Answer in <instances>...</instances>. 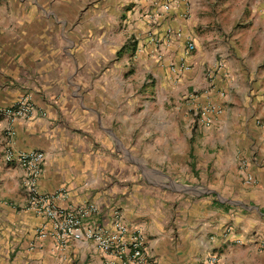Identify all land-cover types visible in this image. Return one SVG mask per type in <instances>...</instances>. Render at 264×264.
Masks as SVG:
<instances>
[{"label": "crops", "instance_id": "0c3cea01", "mask_svg": "<svg viewBox=\"0 0 264 264\" xmlns=\"http://www.w3.org/2000/svg\"><path fill=\"white\" fill-rule=\"evenodd\" d=\"M65 2L64 6H56L52 0H0V108L24 98L29 99L33 108L30 117L18 118L12 123L0 117L2 194H8L9 198L16 195L20 202L24 200L23 170L17 163L5 164L2 160V151L11 142L17 150L44 154L37 184L40 193L53 195L58 189H64L66 198L58 201L66 205L112 203L116 201V194L109 186L121 181L118 167L120 173L122 170L126 173L123 178L132 186L135 157H141L147 164L158 159L164 161L176 152L171 148L176 142L161 116L157 128L152 130L151 122L144 127V141L136 146L133 85L127 83L124 90L122 84L129 68L125 71L118 69V63L111 67L103 63L106 56L110 57L108 53L112 54V50L103 51L107 42L110 47L117 45L113 34L118 27L114 33L105 32L109 23L105 19L107 8L101 2L90 4L79 0L74 6L79 11L76 18L68 14L71 1ZM114 4L117 11L128 4L127 17L147 27L158 10L165 11L159 23L152 26L154 38L163 41V47L156 45L158 51L148 46L146 52L151 53V58L161 55L164 60L167 56L175 62L183 59L191 67L188 72L165 69L166 77L176 84L191 87L202 75L206 60L207 67L213 66L212 71L218 59L226 60L225 69L215 75V86L209 89L205 85L196 100L221 101L225 104V123L234 118L243 121L239 141L235 143L240 142L239 147L232 144L228 151L224 142V153H220L217 164L215 152L208 145L213 144V139L203 142L206 148H194L201 157L196 158L192 170L198 178L194 179L196 192L184 198L191 204L185 212L192 210L193 218L186 215L182 219L166 220V208L159 206L157 209L162 211L150 214L148 222L139 226L126 219L127 224L141 228L151 238L146 245L160 264H201L216 248L220 252L218 264H264V248L258 244L260 239L264 240V124L255 128L260 121L264 122V84H252L255 69L250 72L252 82H243V75L246 80L249 71L245 70L242 75V66L234 70L230 64L232 58L247 61V54L239 45L253 38L224 30L225 36L216 32L208 36L210 32L196 31L201 24L208 23L205 18L200 21L193 17L194 11L200 8L196 0H115ZM56 7H60L59 12ZM189 13L192 16L187 17ZM72 21L79 27L77 37L84 41L80 52L65 51L60 45L70 42ZM246 23L244 20L243 26ZM249 23L262 24L256 18ZM189 42L194 45L193 55L186 52ZM94 43L97 45L93 46ZM138 49L136 52L142 54L143 50ZM195 89L192 86V92ZM220 91L225 94L222 99H218ZM8 130L12 133L10 138L6 135ZM207 132L204 130L202 134ZM157 152L161 157L152 156ZM237 157L243 160L240 171L233 163ZM14 199L9 201H17ZM3 200L8 199L0 196V203ZM134 201L137 202L134 196L118 199V203H127L122 204L127 210ZM143 201L149 202L150 198L144 197ZM9 215L22 216L21 220L24 216L29 231L23 243L20 242L24 233L21 226L19 231L17 227L11 233L10 229L2 231L0 264H69L72 259H78L76 264L100 263L101 253L91 244L71 243L60 254L50 238L37 241L35 230L42 220L22 210ZM0 218H5L1 212ZM167 222L173 224L169 229Z\"/></svg>", "mask_w": 264, "mask_h": 264}, {"label": "rangeland", "instance_id": "374dc122", "mask_svg": "<svg viewBox=\"0 0 264 264\" xmlns=\"http://www.w3.org/2000/svg\"><path fill=\"white\" fill-rule=\"evenodd\" d=\"M65 1L66 0H52L56 6L66 5ZM69 1H71L72 4L68 14L71 18H76L79 11H75L74 6L76 5L75 3H79V0ZM114 1L115 0H87L90 4L101 2L103 3L104 8H107L105 10L107 14L105 19H107V23L109 24L105 26V32L114 33V30L118 27L117 32H115L116 34H113L117 45L114 46L113 44V46L110 47L108 45L109 42H107L106 46L104 48L102 47L104 52L112 50V54L108 53L110 54V57L106 56L105 59H103V63L107 67H111V64L118 63V69H124L125 71L127 67L129 68L128 74L124 75L122 84L124 90L127 83L129 85H133L135 99L134 114L136 117V130L134 132L135 144L138 146V144L143 143L145 138L142 137L143 129L145 126L149 125V122H151L150 124L153 130L155 126L156 128L159 126L158 118L164 116L166 123L163 125L174 137L173 140L176 144H171V148H174L176 152L170 154L171 156L169 155L164 161H160L158 159L155 162H149V164L144 162V160H141V157L136 156L134 165L135 179L131 182L132 186L128 185V182L125 180L126 173L124 174L123 170L120 173V167H118L119 175L122 176L121 181H118V183L115 182L114 184L112 183V185L109 186V189L116 194V201L101 205L96 204L100 211L96 220L101 224L107 223L110 219V215L116 211L119 215H121L126 224V219H128L129 221L136 222L135 225H139L144 221L148 222L150 214H159V212L162 211L161 209H157L159 206L160 208H166L164 211L166 220L173 217L176 219H182V217L186 215L189 218H193L194 215L192 210L187 213L185 212V208L188 211L191 204L185 202L184 198L196 192L194 179L198 178L196 176L197 174L195 175L192 170L195 167L196 158L201 157L198 155L197 151L194 150V148L200 149L203 146L206 148V145H204L203 142H206L208 138L213 139V144L208 145L209 148L211 147L215 152L217 164V162H219L217 161V158L220 159V153H224V142L227 143L228 151L231 149L232 144L237 148L240 143L235 144L239 141L238 132L242 127V120L234 118L229 120V123H225L226 117L224 114V103L218 100L214 103H210V101L207 100L204 102L196 100V98H199V95L203 90L202 88L205 85H208L209 89H212L215 86L216 83L214 82V79H216L218 73L221 72L220 69H225L224 63L226 60L218 59V65L217 67H214L213 71V66H206V60L202 75H200V78L197 79L191 87H184L183 84L180 83L176 84L175 81L169 80L166 77L165 72L167 70L165 71V69L167 68L171 70L176 66L185 64L184 60L181 59L179 62H175L173 59H170V56L165 57L164 60L161 55L151 58V53L146 52L148 51V46H151V49H157L158 47H156V45H160V48L163 47V41H157L154 38L155 34L153 33L152 26L159 23V18H161V15L164 14L165 11L158 10L155 13L156 17L152 16L151 18L153 21L150 22L151 26L147 27L138 23L136 19H133L132 21L127 17V10L125 8H127L128 4H125L124 7H121L117 11L114 8ZM196 3L199 4L200 8H197L196 11H194L193 17L195 19L198 18L200 21L202 18H205L203 20H206V22L208 21V23L203 24V26L201 24L196 31H200V33L210 32L208 36H213V32H216V34L221 33V36H225V33L222 32V30H224L231 31L230 33H241L244 34L243 36L246 35L253 38L251 41H249L248 38L246 42H242L239 45L243 52H246L247 61L243 63L238 59L232 58L233 60L230 64L234 70L242 66L240 72L241 74L245 70L249 71L246 76V80L245 76L242 74L243 82L251 81L252 78L250 79V72L255 69L253 72L254 82L252 84L259 82L264 84V0H196ZM56 10L59 12L60 7H56ZM143 16L145 17V14ZM190 16H192V14H187V17ZM255 18L262 22V24L257 26L250 25L249 20H253ZM216 20H218L219 23H216ZM244 20H246L249 24L246 23L245 26H243ZM74 22L75 21H72L71 27L69 28V32L72 37L70 42L64 41L60 43V45L65 48V51L68 52H80V50L84 47V41L80 37H77L79 27L76 26ZM115 22H117V25H115ZM201 27H203V29H201ZM132 30H134L135 33L130 35ZM167 35H169V33ZM258 36H261L262 38ZM212 43L209 45L212 46ZM94 45H97V43H94L93 46ZM245 48L248 49L246 50ZM137 49L139 51L140 49L143 50V55L138 51L136 52ZM157 50L159 51V48ZM193 53L194 49L188 52V55H193ZM111 57L112 59H110ZM163 62L167 63L163 65ZM186 66L188 69L184 72H188L191 68L188 65ZM210 72H213L212 76H210ZM121 75L122 71L120 70L119 76L121 77ZM219 81L222 83L221 80ZM192 86H195L196 88L194 92L191 90ZM224 96L225 94L220 91L218 99H222ZM211 107L217 108L219 113L212 116L211 122L208 125L201 124L198 120V113ZM263 124L264 122L260 121L259 124L255 125V128H258L259 126L262 127L261 125ZM204 130L208 131L206 135L202 134ZM157 153L158 154H154L152 156L156 158L161 157V154H159V152ZM233 163L237 171L242 170L244 166L242 159L237 157ZM115 176H118L116 171ZM146 179L149 180V183ZM2 186L3 184L0 183V196L1 198L8 200H3L0 203V212L1 214L3 213V216L6 218H0V235H2V231L7 232L8 229H10L11 233V231H13L16 227V231H19L21 226L24 229V233L20 237V242L23 243L24 239L27 240L26 236L29 231V228L27 229L25 226L27 224L25 222L26 219L23 216V220H21L22 216L18 218V216L9 214L12 211L16 213L20 212L21 208L26 205L28 199L27 187L24 184L21 188L24 194V200L20 202L16 195H11L10 198L13 200L16 198L17 201H9L10 198L8 194H2V189H4ZM129 196H134L137 202L134 201V206L131 203L130 208L127 210V208H123L122 206V204L127 205V203H118V199L121 198L122 201L124 197ZM144 197H149L150 201L144 202ZM131 210L132 212L130 213ZM169 225L173 226L172 223L167 222V229H169ZM141 231L143 232L142 229ZM144 235L146 242L151 239L147 238L145 233ZM258 242L260 247L263 249L264 240L260 239ZM147 246L148 244L146 247ZM147 251L154 258L156 257L148 247ZM211 253L218 255V258L220 256L219 249L217 248L213 249ZM64 262L65 261L62 263ZM77 262L78 259L74 261L72 259V262L69 264H76Z\"/></svg>", "mask_w": 264, "mask_h": 264}, {"label": "built area", "instance_id": "2783aa9c", "mask_svg": "<svg viewBox=\"0 0 264 264\" xmlns=\"http://www.w3.org/2000/svg\"><path fill=\"white\" fill-rule=\"evenodd\" d=\"M193 49L194 45L188 43L186 52ZM187 69L185 64H181L171 71L181 72ZM32 113L33 108L28 98L0 108V117L8 119L10 123L18 118L30 117ZM218 113L219 110L214 107L204 109L198 113V120L201 124L208 125L212 116ZM7 133L10 138L11 131L8 130ZM2 152L5 164L17 163L25 174L28 199L21 210L42 220L43 223L35 230L39 243L50 238L60 254L71 243L91 244L101 253L99 264H160L147 251L146 238L141 229L130 227L116 211L110 215L107 223L101 224L96 220L100 213L96 203L85 202L78 206L61 204L58 200H65L64 189H58L53 195L40 193L37 184L45 160L42 152L17 150L11 142H8ZM247 181L251 182V178ZM218 261V255L210 254L202 264H218Z\"/></svg>", "mask_w": 264, "mask_h": 264}]
</instances>
